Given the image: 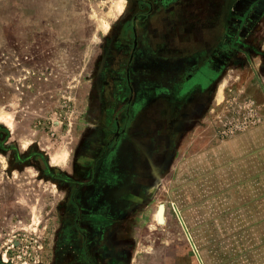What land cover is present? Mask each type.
<instances>
[{"label":"rangeland","instance_id":"374dc122","mask_svg":"<svg viewBox=\"0 0 264 264\" xmlns=\"http://www.w3.org/2000/svg\"><path fill=\"white\" fill-rule=\"evenodd\" d=\"M162 1L0 0V264H219L244 252L220 236L219 204L202 202L207 184L238 185L232 171L211 165L205 178L207 168L138 183L118 160L125 39ZM254 25L227 76L226 123L249 109L264 118V14Z\"/></svg>","mask_w":264,"mask_h":264},{"label":"crops","instance_id":"0c3cea01","mask_svg":"<svg viewBox=\"0 0 264 264\" xmlns=\"http://www.w3.org/2000/svg\"><path fill=\"white\" fill-rule=\"evenodd\" d=\"M227 1H162L125 39L132 46L126 70L130 100L120 129L125 148L118 160L124 177L138 183L145 177L170 178L178 171L207 168L197 175L205 178L211 165L232 171L238 185L215 191L207 184L211 197L202 201L219 204L220 236L226 243L240 241L244 249L219 264H245L246 257L249 264H264V118L256 113L255 124L217 136L226 123L227 76L236 68L237 51L245 49L243 35L264 14V0H229L228 7ZM202 76L204 87L193 88L191 80L202 81ZM246 164L255 170L249 166V173H243ZM135 188L132 183L129 192L145 201L146 191ZM235 217L239 219L232 229L228 222ZM247 241L256 243L252 252L242 244Z\"/></svg>","mask_w":264,"mask_h":264},{"label":"built area","instance_id":"2783aa9c","mask_svg":"<svg viewBox=\"0 0 264 264\" xmlns=\"http://www.w3.org/2000/svg\"><path fill=\"white\" fill-rule=\"evenodd\" d=\"M258 120L257 114L253 109H249L245 118H240L238 120H234L233 122L225 123L224 127L220 131V135L225 137L229 135H233L237 131H242L249 127Z\"/></svg>","mask_w":264,"mask_h":264},{"label":"flooded vegetation","instance_id":"af4514ba","mask_svg":"<svg viewBox=\"0 0 264 264\" xmlns=\"http://www.w3.org/2000/svg\"><path fill=\"white\" fill-rule=\"evenodd\" d=\"M142 14V13H141ZM143 15V14H142ZM146 19V16L144 17L143 21ZM134 33V32H133ZM126 79H127V85H128V88L130 87V84H129V80H128V77H127V73H126ZM129 92H130V88H129Z\"/></svg>","mask_w":264,"mask_h":264},{"label":"water","instance_id":"95a60500","mask_svg":"<svg viewBox=\"0 0 264 264\" xmlns=\"http://www.w3.org/2000/svg\"><path fill=\"white\" fill-rule=\"evenodd\" d=\"M159 208H161V205L159 206Z\"/></svg>","mask_w":264,"mask_h":264}]
</instances>
